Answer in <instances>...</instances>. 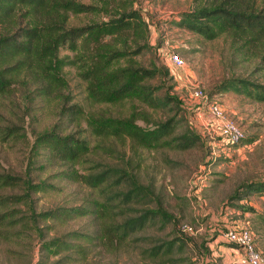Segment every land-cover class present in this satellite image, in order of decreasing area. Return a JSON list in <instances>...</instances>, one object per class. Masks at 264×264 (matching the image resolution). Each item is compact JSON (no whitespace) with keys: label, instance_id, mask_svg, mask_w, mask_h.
Segmentation results:
<instances>
[{"label":"rangeland","instance_id":"obj_1","mask_svg":"<svg viewBox=\"0 0 264 264\" xmlns=\"http://www.w3.org/2000/svg\"><path fill=\"white\" fill-rule=\"evenodd\" d=\"M79 1L95 3V0ZM220 1L129 0L126 3L139 9L149 23L148 41L153 50L136 56V59L144 65L154 62L157 66L167 67L173 77L170 80L164 76L152 83L163 86L159 95L174 84L171 93L180 101L181 110L177 118L182 119L175 132H180L189 122L200 141L195 148L186 151L167 147L143 148L132 154L113 142L120 152L116 150L110 156L99 152L98 159L121 164L120 157L126 151L128 168L133 167L140 182L151 185L156 199L170 217L165 222L159 216L154 223L149 222L123 242L115 239L104 243L102 238H96L91 243L84 238L75 240L87 247L85 254H77L74 250L52 254L51 246L48 251L43 248V242L48 243L66 233H93L96 227H102V219L93 216L59 220L37 218L34 223L31 220L34 211L39 213L60 207L83 206L85 199L100 202L102 197H98L92 189L66 178L65 171L71 169L68 163L45 160L34 150L35 137L59 121L61 100L58 97H35L28 80L24 79L27 85H15L11 96L0 99V125L14 127L18 131L9 137L0 136V171L8 170L12 174L25 176L29 174L34 183H44L42 190L32 192L22 202L7 207L6 211L12 215L11 220L16 223L5 228L3 234L0 232V264H236L239 250L228 245L222 239V234L244 221L248 222L256 247L264 257V225L255 221L248 210L242 213L246 207H251L256 213L264 214V191L262 195L254 193L243 199L238 198L244 190L242 184L264 181V101H253L245 95L231 92L210 95L218 83L230 77L247 78L264 84V64L260 59L264 52V34L240 39L226 33L209 40L170 22L180 12ZM250 1H255L259 8L264 6V0ZM105 17L103 12L90 16L93 20ZM90 18L70 16L69 22L80 24L88 22ZM25 23L22 14H18L15 27ZM172 51L183 59L182 67H174L169 60L168 55ZM64 71L69 87L67 93L70 92L71 96L67 106L81 103L86 111L101 109L112 115L129 114L128 102L116 106L89 103L84 83L75 76V69L65 68ZM195 90H201L207 101H217L224 118L236 122L243 129L245 139L239 142L240 145L229 144L221 137V119L214 118L208 112L204 101L193 95ZM134 105L147 110L152 119L164 120L173 115L170 111L155 110L139 102H134ZM138 123L145 125L141 120ZM68 132L79 136L90 134L84 121H80V124L70 122L65 133ZM73 169L80 171L82 168L76 165ZM2 192L25 194L20 188ZM233 194L236 196L232 197ZM149 207L155 208V201ZM21 219L27 223L22 225ZM183 225L190 226L192 231H183ZM174 235L182 237L179 243H184V246L181 250L167 257H148L144 249L171 240Z\"/></svg>","mask_w":264,"mask_h":264},{"label":"trees","instance_id":"obj_2","mask_svg":"<svg viewBox=\"0 0 264 264\" xmlns=\"http://www.w3.org/2000/svg\"><path fill=\"white\" fill-rule=\"evenodd\" d=\"M128 1L95 0V3H84L79 0H0V99L11 96L15 85H27L24 79L28 80L35 97H58L61 100L59 121L35 137L34 150L45 160L68 163L71 169L65 171V177L102 197L100 202L97 199H85L83 206L60 207L31 214L34 223L37 218L59 220L93 216L102 219V227H96L93 233L70 232L48 243L43 242L45 250H50L51 246L52 254L71 250L85 254L87 247L75 240L84 238L91 243L96 238H102L104 243L115 239L123 242L149 222L154 223L159 216L165 222L168 221L170 217L156 199L151 185L140 182L133 167L128 168L126 151L134 154L138 149L164 147L186 151L195 148L200 141L189 122L180 132H175L182 119L177 118L181 110L180 101L171 93L174 84L159 95L163 86L152 83L164 76L172 80L169 69L157 66L154 62L144 65L136 59V56L151 53L153 47L148 41V21L139 9L127 6ZM100 12L106 14L104 19L90 18ZM18 14H22L26 23L15 27ZM70 16L90 19L88 22L71 24ZM177 16L170 20L172 25L209 40L226 33L240 39L264 34V6L259 8L255 1L222 0L210 6L180 12ZM260 59L264 64V52ZM65 68L75 69V76L84 83L89 103L116 106L128 102L129 114L112 115L101 109L86 111L81 103L67 106L71 96L70 92L67 93L69 87ZM227 92L245 95L253 101H264V84L247 78L223 79L210 95ZM134 102L155 110H167L173 115L164 120L152 119L147 110L136 108ZM139 120L145 125L139 124ZM74 121L76 124L84 121L89 136L65 133L68 124ZM16 133L18 131L14 127L0 125L2 137ZM113 142L126 149L120 157L121 164L97 158L99 152L108 156L116 153L118 149ZM76 165L82 169H73ZM43 185L34 183L29 174L25 176L12 174L8 170L0 171L2 234L5 228L16 223L11 220L12 215L6 211L7 207L22 202L32 192L42 190ZM242 186L244 190L238 196L239 199L254 193L262 195L264 191V181H250ZM10 188H20L25 194L2 192ZM154 201L156 207L150 208L149 204ZM115 208L117 210L112 211ZM247 210L253 214L255 221L264 225V214L256 213L251 207H246L242 213ZM20 222L22 225L27 223L24 219ZM181 239L180 235H174L171 240L144 251L148 257H167L183 248L184 243H179Z\"/></svg>","mask_w":264,"mask_h":264},{"label":"built area","instance_id":"obj_3","mask_svg":"<svg viewBox=\"0 0 264 264\" xmlns=\"http://www.w3.org/2000/svg\"><path fill=\"white\" fill-rule=\"evenodd\" d=\"M168 56L174 67L183 66V59L180 55L172 51ZM193 95L204 101L208 112L214 118L221 119L222 125L219 133L229 144L238 143L244 138L243 129L236 122L224 118L222 107L217 101H207L206 95L201 90H195ZM182 230L191 232L192 228L188 225H183ZM222 235V239L226 243L232 244L233 247L239 250V257L235 261L236 264H264V257L256 247L254 234L248 222L244 221L238 227L226 229Z\"/></svg>","mask_w":264,"mask_h":264},{"label":"crops","instance_id":"obj_4","mask_svg":"<svg viewBox=\"0 0 264 264\" xmlns=\"http://www.w3.org/2000/svg\"><path fill=\"white\" fill-rule=\"evenodd\" d=\"M215 241H217V240H215Z\"/></svg>","mask_w":264,"mask_h":264}]
</instances>
